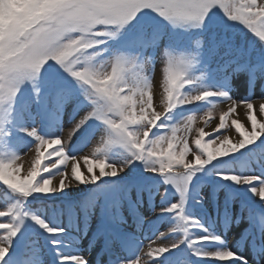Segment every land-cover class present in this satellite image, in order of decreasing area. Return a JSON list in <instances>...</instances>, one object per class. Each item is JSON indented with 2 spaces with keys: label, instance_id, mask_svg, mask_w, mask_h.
Listing matches in <instances>:
<instances>
[{
  "label": "snow or ice",
  "instance_id": "obj_1",
  "mask_svg": "<svg viewBox=\"0 0 264 264\" xmlns=\"http://www.w3.org/2000/svg\"><path fill=\"white\" fill-rule=\"evenodd\" d=\"M216 10L223 12L226 22L246 29L264 43V0H0V139L11 138L14 131L23 132L32 138L28 151L35 153L25 176L21 175L18 163L22 154L17 152L10 158H0V185L16 197L14 203L0 209V264H8L5 257L16 238L23 235L22 230L27 229V221L48 234L49 243L56 250L55 264H89L88 257L79 250H62V240L58 237L67 233V226L54 223L39 211H29L28 199H36L35 194L48 197L80 184H96L104 177H117L135 161L143 163L146 172L177 189L178 201L163 207L152 206L154 213L173 214L175 222H169L168 233L157 230L148 238L146 251L143 241H135L134 237L118 231L109 232L106 244L114 257L113 264H190L179 256H165L181 244H186L192 255L200 259L221 264L228 261L248 264L243 256L227 246L221 235L210 231L197 217L186 215L185 208L190 197L189 186L197 172L214 160L226 162L223 158L234 157L264 136V118L257 117L251 92L257 80H264V63L252 65L230 59L218 66L216 71L223 81L238 71L249 75V95L233 99L225 87L202 83L206 71L195 75L203 51L200 39L195 40L194 50L187 55L176 56L165 48L161 110L157 111L151 79L144 72V65L154 63L155 57L145 55L143 49L156 46L159 37L153 36L147 41L141 37L134 41L139 51H122L109 46L110 40L120 36L124 27L142 14L155 13L173 27L199 28ZM219 46L214 45L209 54H214ZM42 70L45 73L62 70L71 79L49 80L47 76L38 79ZM25 81L31 82V98L25 108L33 105L36 108V116L27 125L16 114V99ZM261 87L264 88V84ZM260 98L264 100V92ZM74 100L78 107L84 106L86 110L79 120L74 115L68 127L61 126L63 108ZM217 102H230L228 110L220 115L219 123L210 133L204 128L195 129L196 136L190 139L196 120L211 117ZM205 104L208 106L203 110L204 116L197 115L201 111H192L179 122H164L170 121V114L178 108ZM241 105L246 109L247 125L238 118H231ZM52 114L59 134L41 133L38 121L42 123ZM259 115L264 117V103L259 106ZM92 120L100 125L97 146L87 154L84 151L71 154L72 138ZM208 122L205 120V124ZM232 130L235 138L225 134ZM113 148L122 149L128 158L121 164L110 162L108 152ZM251 152L264 156V141ZM215 174L235 185H249V191L264 202V173L255 174L249 169L248 174L243 170ZM57 176L60 180L53 184ZM226 187L230 190V186ZM166 191L159 194L162 200ZM99 195L93 194L84 204L89 216L97 207ZM202 199L197 193L195 203L200 204ZM230 204L231 200L226 198L222 222L231 224L246 218L248 236L244 239L257 247V256L264 260V203L255 208L242 203L246 217H233ZM104 209L110 210L114 226L122 221L118 199L106 202ZM143 223L144 218H138L137 228ZM192 229L204 234L190 236ZM176 233L181 235L176 237ZM98 234H105L103 228ZM169 236L173 238L169 240ZM157 239H167L170 243L153 247ZM134 241V254L130 258L113 251L114 242L127 248L133 246ZM206 242L221 247L211 251L197 247ZM71 246V241H63V248ZM16 264H43L34 241Z\"/></svg>",
  "mask_w": 264,
  "mask_h": 264
},
{
  "label": "rangeland",
  "instance_id": "obj_2",
  "mask_svg": "<svg viewBox=\"0 0 264 264\" xmlns=\"http://www.w3.org/2000/svg\"><path fill=\"white\" fill-rule=\"evenodd\" d=\"M220 15H224L222 11H219ZM135 27L138 31L132 32H121V35L118 36L115 40L109 41V46L113 49H120L122 51H139V47L133 44L134 41H138L140 35L143 34L144 40L147 41L149 37H146L147 31L146 29L149 27V23L146 20L140 21ZM157 27L160 29L158 35H160L159 41L156 46H149L145 51V55H150L155 57L154 63H147L144 65V72L150 77L152 83V95H153V104L157 111L161 110L160 104V94H161V81H162V69L164 66V58H163V50L167 48L173 55L180 56V55H187L191 53L194 48V42L190 45V42L186 41L183 45L180 52L175 50V44L171 43L172 50L168 48V37L171 38L172 41L173 34L176 32L180 26L167 28V24L164 21H158ZM151 36V35H150ZM209 35V33L205 32V35L200 38L203 42V51L200 56V63L196 65L195 68V75L199 76L200 72L206 71V76L202 80V83L207 86L215 87L221 86L225 87L229 94L233 97V99H242L249 95L250 92V83H249V75L245 71H238L232 75H230L227 81L222 80V76L220 73L216 71L218 66L224 63L225 60L230 59H237L238 62L244 63L249 62L252 65H259L264 63V43H261L258 38H256L252 33L248 32L247 36H241L237 30L233 32H228L227 28L221 27V30L218 31L216 34V40ZM223 41V43H221ZM219 44L220 46L216 49L215 53L210 55L209 49H211L214 45ZM227 53V54H226ZM51 63V62H50ZM47 68V65H45ZM52 72L49 70L47 73L44 70L41 71L39 74L38 79H42L43 77L47 76L52 78ZM54 78L50 79L53 80ZM28 86H27V85ZM261 84H264V80H257L255 82V86L251 88V92L253 95V104L254 109L257 114L258 118L259 115V106L261 103H264V100L260 98L262 92H264V88L261 87ZM21 86L25 87V90H21L16 102L18 101L21 103L16 107V114L19 116L20 120L24 124H31L32 117L36 116V108L33 105L31 108L26 109L25 105L30 100L28 97L29 92L31 93V82L25 81L24 84ZM26 91V93L24 92ZM31 96V95H30ZM82 99V97L77 98ZM230 102L219 103L217 102L216 107L212 110L211 117H204V119H197L193 125V131L190 134V139L196 136L195 129L204 128L206 133H210L219 123L220 115L228 110ZM208 105H202V107H195L194 105L185 106L194 107L187 111V114L192 111H201L197 115L204 116V111ZM205 109V110H204ZM86 110L84 106H79L77 101H73L63 108V113L60 116L59 124L64 127H68L71 123L73 116H76V119L79 120L80 116L84 113L83 111ZM204 110V111H203ZM177 112H179L177 110ZM174 111L170 114L171 120L164 121L165 123H176L179 122L180 119L187 115L185 112L177 113ZM231 118H238L246 123V109L241 105L237 107L236 112L232 115ZM205 120L209 122L205 124ZM19 122V121H18ZM40 124V131L43 134H59L58 126L56 124L55 115L52 114L49 118L44 122H39ZM230 123V120H229ZM67 132V128L65 129ZM235 138L234 130L231 132H226ZM100 135V125L97 121L92 120L89 121L88 124L84 125L72 138V142L69 145L71 149V154H77L79 152L84 151L87 154L89 151L95 149L99 142ZM264 138V137H263ZM261 138L260 142L257 144L255 143L252 147L257 146L264 141ZM32 138L26 136L23 132L14 131L11 138H4L0 139V158H10L14 153H20L21 159L18 163L21 164V175H27V171L31 166V161L34 158V151H28V148L31 146ZM243 152H237L234 154L236 158L238 155L242 154ZM252 157H249V160L244 159L243 161L238 162H229L228 168L236 173H239L241 170L245 171L248 174V170L251 169L253 173L259 174L264 173V156L260 157V154H253L250 153ZM108 157L110 162H114L117 164L123 163L127 158V153L124 152L122 149L113 148L108 152ZM232 156L226 158H234ZM227 163V162H226ZM134 165V169L140 170L141 174L137 175L135 179L129 180L127 183H118L122 180V177L128 176L131 173V166ZM259 168V169H258ZM81 170L83 171V165H81ZM144 170V171H142ZM262 170L263 172H260ZM205 169L200 172V176H203ZM150 172L145 171V165L142 167L140 161H135L133 164L128 165L125 168L124 172H122L117 177H104L101 180L97 181L96 184H80L74 188H67L64 192L60 193H53L50 196H63V197H72L75 195H81L89 186L96 185L93 188L92 192L79 199L74 200L70 203V208L67 207L62 208L65 213H73L79 215L77 218L78 221H81L83 226H71L64 224L67 226L68 233H70L67 237L60 238L62 240H67L72 242L71 248H63L62 250L65 252H70L73 250H79L82 254L86 255L89 259V264H111L106 261H110V259H114L112 252L109 251L108 246L106 244V236L109 232L118 231L121 234L134 237L135 241H143L144 250H147V245L149 241L148 238H152L153 234L158 230V232L168 233L169 230V222H174L172 220V216H165L162 217L159 213H154L152 210V206L163 207L166 204L170 203L166 199L163 200L160 197V193L164 192L167 189V193H171L173 198L179 197L177 189L173 187L171 184H164L162 180L155 179L154 177L150 176ZM118 178L120 180H118ZM60 177L57 176L53 180V184H58ZM113 181V182H112ZM202 182V183H201ZM214 184L213 182H209V178L204 177L201 180V177L198 175H194L189 186V193L192 190V187L195 185H200V192L199 196L203 197L201 200V205H206L210 209H212L213 216H207L206 213H199L196 209H193V214L195 217L200 219L201 223L204 224L205 227H208L210 231L214 232L217 235H221L224 241L227 243V246L232 248L233 251L237 253L238 256H243L247 261L248 264H264V260H261L257 254L252 255L249 251V248H241L243 243H241L243 239V230L247 225L246 218H242L239 222H233L231 224H227V229L225 231L222 230L221 220L222 214L220 212L223 211V198H225L226 193H222V187L212 186L209 189L208 184ZM244 186V185H239ZM245 187V186H244ZM164 189V191H162ZM95 193H100L98 196V203L97 207L94 209L91 216H89L84 211V204L85 202L93 196ZM250 193V194H249ZM165 194V195H166ZM249 194V195H248ZM230 197H234L233 193H229ZM113 199L119 200V215L123 218L122 221L114 226L110 221V210L104 209L102 210V206L105 205L106 202H111ZM213 201V202H211ZM223 201V202H221ZM243 203H246L250 207H258L261 203L258 197L254 196L251 191L247 190V196L240 199ZM176 202V199L173 200ZM213 203V204H212ZM237 204H230L231 208V215L233 217L236 216H246V212H242L241 210L237 211ZM214 205V206H213ZM6 208L3 204L0 203V209ZM46 214L47 217L51 218L52 210H43L41 211ZM217 213V215H216ZM214 214L216 215L215 218V227H210L208 225V218L213 217ZM151 217V221L147 218ZM138 218H144V223L142 227L137 228V220ZM52 219V218H51ZM28 227L26 230L23 231L22 236H18L16 240L24 239L27 234L32 230V224L27 221ZM103 228L104 235H99V231ZM199 229H194L193 237L203 235ZM158 235V233H157ZM176 237L180 236V233L174 234ZM173 237L169 236V240ZM165 240H156V243L153 244V247L162 246L163 244H168L170 241ZM133 246H129L127 248H121L120 245L116 242L113 243V251L117 252L122 257L130 258L134 254V244ZM17 241H14V243ZM13 243V244H14ZM245 245L247 247L248 243L246 240ZM38 251L40 252V256L42 258L43 264H55L56 259V250H51L41 242L37 244ZM198 248L201 250H215L220 248L221 245L214 244V243H204L202 245H197ZM177 249V248H176ZM189 248L185 245L183 248L175 251L174 249L171 250V253H165V256H179L181 260H186L190 262V258L187 257L189 255ZM20 250V249H19ZM17 251L14 252L13 248L9 252L8 256L5 257V260L8 261V264H16L17 259L21 256L20 253L22 252ZM24 251H27L25 248ZM18 253V255H16ZM183 254V256L181 255ZM11 257V259H9ZM198 260L199 264H221L219 261H212V260H205L200 259L195 256ZM113 264V260H112ZM224 264H240L239 261L232 262H224Z\"/></svg>",
  "mask_w": 264,
  "mask_h": 264
},
{
  "label": "trees",
  "instance_id": "obj_3",
  "mask_svg": "<svg viewBox=\"0 0 264 264\" xmlns=\"http://www.w3.org/2000/svg\"><path fill=\"white\" fill-rule=\"evenodd\" d=\"M6 192L9 193V190H7L3 185H0V198L3 197V196L6 197V196H5ZM10 193H11V192H10ZM35 196L37 197V195H35ZM43 198H44V197H43ZM32 199H33V198H32ZM37 199H38V197H37L35 200H37ZM6 200L9 201V199H7V198H6Z\"/></svg>",
  "mask_w": 264,
  "mask_h": 264
}]
</instances>
